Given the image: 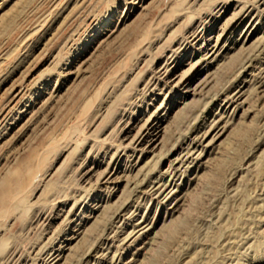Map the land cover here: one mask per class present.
Listing matches in <instances>:
<instances>
[{"label":"rangeland","instance_id":"374dc122","mask_svg":"<svg viewBox=\"0 0 264 264\" xmlns=\"http://www.w3.org/2000/svg\"><path fill=\"white\" fill-rule=\"evenodd\" d=\"M0 264H264V0H0Z\"/></svg>","mask_w":264,"mask_h":264}]
</instances>
